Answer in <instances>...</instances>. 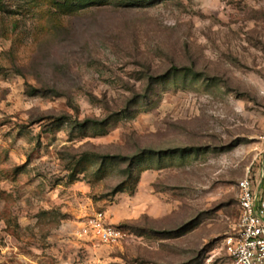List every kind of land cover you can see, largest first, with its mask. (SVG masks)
Segmentation results:
<instances>
[{"label":"rangeland","instance_id":"374dc122","mask_svg":"<svg viewBox=\"0 0 264 264\" xmlns=\"http://www.w3.org/2000/svg\"><path fill=\"white\" fill-rule=\"evenodd\" d=\"M87 119L102 124L79 130ZM146 149L165 157L144 159L135 194L110 195L127 163L100 176L99 157ZM248 174L261 187L264 0L73 14L2 0L0 264H233L225 239ZM98 212L130 236L82 234Z\"/></svg>","mask_w":264,"mask_h":264},{"label":"built area","instance_id":"2783aa9c","mask_svg":"<svg viewBox=\"0 0 264 264\" xmlns=\"http://www.w3.org/2000/svg\"><path fill=\"white\" fill-rule=\"evenodd\" d=\"M261 187L249 174L237 184L239 215L235 232L225 239L233 264H264V194ZM82 234L106 243H118L130 236L127 229L108 223L104 212L88 218ZM10 242L8 234L0 229V251Z\"/></svg>","mask_w":264,"mask_h":264},{"label":"trees","instance_id":"16d2710c","mask_svg":"<svg viewBox=\"0 0 264 264\" xmlns=\"http://www.w3.org/2000/svg\"><path fill=\"white\" fill-rule=\"evenodd\" d=\"M156 0H54V4L57 5L63 12L66 13H78L80 11L85 10H92V9H98L103 7H121V6H139L144 3H153ZM0 3H2V0H0ZM62 122L65 120H61ZM63 122V123H64ZM102 123H99L98 121L94 120H85L78 126L79 130L88 129L89 127L99 129L100 125ZM185 150H178V151H172L167 154V156L179 154L181 157H185ZM165 157L161 152L155 151L153 149H146L142 152L134 153L131 156H123V155H103L99 158H101V164L98 169V173L100 176H104L107 174L109 168L111 166H118L121 163H127L126 168H124V174L128 176V180L126 179L124 182L117 184L114 186L110 192V195H116L119 192H123L127 189L130 190V193L135 194L136 189L138 186V183L141 178V173L149 168H141V164L144 162V159L152 160L154 158L156 159H162ZM96 158V156H95ZM90 157H82L78 160L76 169V172H81L85 168V163H88L90 160ZM121 228H125L123 225H117Z\"/></svg>","mask_w":264,"mask_h":264},{"label":"crops","instance_id":"0c3cea01","mask_svg":"<svg viewBox=\"0 0 264 264\" xmlns=\"http://www.w3.org/2000/svg\"><path fill=\"white\" fill-rule=\"evenodd\" d=\"M261 191H262L263 194H264V185H262V187H261Z\"/></svg>","mask_w":264,"mask_h":264}]
</instances>
